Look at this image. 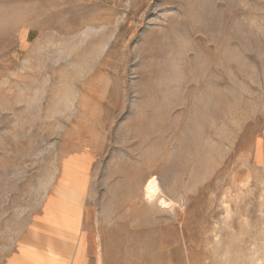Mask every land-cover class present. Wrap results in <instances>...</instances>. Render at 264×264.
<instances>
[{
	"label": "rangeland",
	"instance_id": "obj_1",
	"mask_svg": "<svg viewBox=\"0 0 264 264\" xmlns=\"http://www.w3.org/2000/svg\"><path fill=\"white\" fill-rule=\"evenodd\" d=\"M55 194L73 264H264V0H0V264Z\"/></svg>",
	"mask_w": 264,
	"mask_h": 264
},
{
	"label": "crops",
	"instance_id": "obj_2",
	"mask_svg": "<svg viewBox=\"0 0 264 264\" xmlns=\"http://www.w3.org/2000/svg\"><path fill=\"white\" fill-rule=\"evenodd\" d=\"M70 157V156H69ZM80 159L84 160L86 164H88V171L84 174L82 173V169L79 168H74L71 165L68 164H64L61 163L60 166V180H59V186L61 187L63 185V181L66 180V172H69L70 170H74V171H80L79 174V178L83 179L85 181V177H87V189H88V184H89V175H90V170L91 167L93 166V158L91 157V155L89 154H82L78 156ZM68 158V157H67ZM85 158V159H84ZM81 167V166H80ZM85 175V176H84ZM87 192V190H86ZM86 192L84 193V196L86 194ZM83 196V197H84ZM56 199H59L58 194L55 195H51L49 196L43 206V211L37 215L32 223H31V233L32 231H36L37 234L39 235L38 240H34L32 239V242L37 246L40 247V244H42V242H45V239L51 238L53 241H55V243L59 246V248L63 249V245L67 244L70 247L72 246V258L70 260V262L68 264H73L75 256L77 254V249L79 246V237L77 238V230L79 229L80 232V237L81 234H83V226H84V218H85V211L83 209V206L81 205V202L78 204V208H79V212H80V217L78 219V223H77V229L75 231H71L69 228H65L63 227L62 229H60L62 231L63 237L62 236H57L56 234L53 233H49V227L47 222H46V214H45V207H51L52 209H54L53 204L54 201ZM50 205V206H49ZM70 230V231H69ZM75 236V237H73ZM33 237V235H32ZM38 247V249L41 251V249ZM74 247V248H73ZM42 252V251H41ZM21 253L20 250H18L14 255H12L6 262V264H15L17 262H22L21 260Z\"/></svg>",
	"mask_w": 264,
	"mask_h": 264
},
{
	"label": "bare ground",
	"instance_id": "obj_3",
	"mask_svg": "<svg viewBox=\"0 0 264 264\" xmlns=\"http://www.w3.org/2000/svg\"><path fill=\"white\" fill-rule=\"evenodd\" d=\"M160 192L161 191H160V188H159V184H158L157 178L152 177L145 183L144 195H145V198L147 199V201L151 202V201H153L155 199H158L161 206L169 207L171 205L170 202H168L165 198H161L160 197ZM46 249H47V252H48V254L50 256H53L54 258H57V259H60L62 257V255L59 254L57 251H55L54 248H52L50 245H47ZM33 256L35 257V255H33Z\"/></svg>",
	"mask_w": 264,
	"mask_h": 264
}]
</instances>
